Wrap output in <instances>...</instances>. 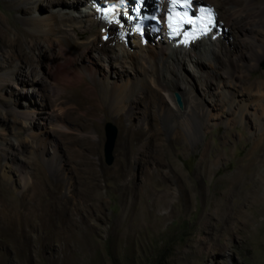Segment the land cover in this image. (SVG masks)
<instances>
[{
    "label": "rangeland",
    "instance_id": "374dc122",
    "mask_svg": "<svg viewBox=\"0 0 264 264\" xmlns=\"http://www.w3.org/2000/svg\"><path fill=\"white\" fill-rule=\"evenodd\" d=\"M221 2L227 10L230 2ZM38 5L24 16L12 0H0V18L27 35L23 18L52 9ZM97 5L83 0L54 10L89 20ZM116 28L79 31L71 54L57 36H33L32 49L23 36L25 57L0 49V264H264V57L255 63L256 49L238 33L229 84L216 74L217 59L204 76L184 64L201 116L192 136L181 130L175 141L158 113L144 112L164 95L152 76L148 98L131 104V118L99 113L114 97L111 84L134 82L139 69L103 57L108 43L116 54L139 52L134 39L119 46ZM258 34L261 40L264 26ZM140 87L129 90L134 99ZM108 124L116 129L110 164ZM129 124L147 126L146 137L156 133V142L131 144L123 137ZM166 143L168 150L157 152Z\"/></svg>",
    "mask_w": 264,
    "mask_h": 264
},
{
    "label": "bare ground",
    "instance_id": "6f19581e",
    "mask_svg": "<svg viewBox=\"0 0 264 264\" xmlns=\"http://www.w3.org/2000/svg\"><path fill=\"white\" fill-rule=\"evenodd\" d=\"M12 1L14 2L17 11L24 16L30 14V6L32 4L37 6L42 2L52 7V9H48L47 11L50 13L48 14L49 16L39 15L33 18L30 17L31 19L23 18V22L31 30L29 32L26 31L28 32L27 35L21 29H18L12 20H8L7 22L0 18V49L2 47H8L11 49L17 48L18 52L16 54L20 57H25V53L22 52L24 49V43L21 38H23V36L31 37L32 41L27 42L31 49L36 44L33 36L35 38L42 37L49 41H52L53 38L57 36V39L60 38L61 40L62 49L65 50L66 53L71 54L69 51H71L72 45H76V38L79 31L87 32L93 36L97 32L96 27L106 31L108 29L113 30L117 25L116 29L119 31L121 29L122 32L120 36L123 33L128 32V39L125 42L124 40L120 41L119 37V46L125 47L126 43L130 46V41L134 39L138 42L134 41V45H131L137 47L139 52L133 54L127 49L122 50V48L118 46L120 49L118 50V54H116L114 51L116 50V47L109 43L102 49V52L103 57L113 64H116V61H122L126 64L129 63L131 66H138L137 68L139 69L135 68L137 73H135L136 79L134 78L135 80L132 83H123L120 86L111 84V89L114 87L115 91L113 94L114 97L111 96L108 100L104 101V106L101 109L99 108V113L106 112L107 114L115 115L117 120L131 118V116L135 114L133 113L134 107H132L131 104L134 103L135 105H139L141 102L146 101L148 98L147 89L149 87L148 81L146 82V80H148V76H152L153 81L157 83L158 90L163 92L164 95L163 99L161 97L157 101V108H154L153 110L152 108L145 106L144 112L147 110L149 114L153 112L154 115L158 113L166 121L168 129L175 136V138H173L175 141L183 139L181 137V130H185L192 136L193 121L198 118L199 115L201 116L200 111H197L194 107L195 105L193 104L192 96L186 90V82L181 73L184 64H193L197 72L204 76L203 73H205L204 69L206 66L210 67L212 65L210 60L217 59L220 63L218 62L219 66L217 65L218 63L214 65L217 68L216 74L221 78L226 76L228 82H225V84H229L231 82L229 79L232 74L230 63L233 61L230 57L235 42H237L235 36L238 33L242 34V36L252 43L253 48L256 49L255 63L264 57V36H262L261 40L258 39V28L264 26V0H228L230 6L227 10L221 0H202L208 3L202 1L196 2L194 0L197 4L211 5L216 12L219 8V11L226 19V24L223 23L224 20L219 21L217 27L210 31L209 34L198 36L189 44L182 43L179 38L174 40H164L159 37V34L151 37L144 35L143 38H138L133 32L128 30V21L127 23H124V20H127L126 13L123 11V9L125 10V7L120 6L117 0H107L106 3L103 2L102 6L99 5V7L95 9V11H99L98 14H94L89 20H85L82 17L77 18L63 12L62 10H59V12L54 10L55 6H58L61 9L66 7L74 8L83 0ZM155 1L158 0H148L149 3ZM92 2H97L98 4L101 3L99 0H92ZM68 4H70V6H68ZM41 6L39 9L43 11L44 9L42 10ZM219 31L220 35H218ZM11 34H14L13 39L11 38ZM89 42L87 41L86 43L90 44ZM226 43H229V45H226ZM144 45L147 49L144 48ZM150 46L154 47L150 49ZM7 58L12 60L13 57L8 55ZM226 63H228V65ZM226 65L228 66L227 68ZM2 66L3 65H0V69ZM87 72L89 75H92L94 70L87 69ZM119 73L120 72H118V74ZM138 73L141 75V79L137 76ZM74 74L75 73H73V75ZM119 77L123 78V75H119ZM4 78L7 81L10 80V74L6 73ZM24 80L26 82L32 81L28 75L25 76ZM135 85H140L143 92L140 97L134 99L133 92H130L129 90L134 89L136 87ZM148 131L149 129L147 126L143 127V125L134 126L129 124L123 127V137H127L131 144L134 141H138L148 148L152 146L153 140L155 142L157 140L156 133L150 134L147 138ZM156 146H158V143ZM167 146V143L162 144L159 146L157 152H166L168 150Z\"/></svg>",
    "mask_w": 264,
    "mask_h": 264
},
{
    "label": "clouds",
    "instance_id": "9594fccd",
    "mask_svg": "<svg viewBox=\"0 0 264 264\" xmlns=\"http://www.w3.org/2000/svg\"><path fill=\"white\" fill-rule=\"evenodd\" d=\"M104 1V0H103ZM118 1V0H117ZM126 1H128V2H130V0H126ZM193 1V3L194 4H196V5H200V4H197L194 0H192ZM155 3H160V0H158V1H155V2H153V3H149L148 2V0H144L143 1V5H142V7H141V15L142 16H144V15H146V14H148L150 11H151V8L154 6V4ZM211 6V5H210ZM99 7V4L94 8V10L96 9V8H98ZM213 8V7H212ZM214 9V8H213ZM119 10V9H118ZM123 11H124V9H123ZM125 13H126V16H127V20H124L126 23H127V21H128V30H132L133 29V26H134V24H132V22L129 20V17H128V13H130V11L129 10H125L124 11ZM214 12H215V14H216V24H219V21L217 20V13H216V11H215V9H214ZM164 18V14H163V17H162V15H159L158 16V20L162 23V19ZM134 33V32H133ZM135 34V33H134ZM123 35V40H124V42L128 39V32H125V33H123L122 34ZM121 35V36H122ZM138 38H143V36L144 35H146L147 37H151V35H148L147 33H145V34H143V35H138V34H135ZM121 36H120V39H121ZM164 40H166L165 38H163Z\"/></svg>",
    "mask_w": 264,
    "mask_h": 264
},
{
    "label": "water",
    "instance_id": "95a60500",
    "mask_svg": "<svg viewBox=\"0 0 264 264\" xmlns=\"http://www.w3.org/2000/svg\"><path fill=\"white\" fill-rule=\"evenodd\" d=\"M262 67L264 68V63ZM105 134H106V142L104 145V155H105L107 164H110L112 161L111 152H112V148L114 145V139L116 135L115 127L110 124L106 125Z\"/></svg>",
    "mask_w": 264,
    "mask_h": 264
},
{
    "label": "snow or ice",
    "instance_id": "6c2138e0",
    "mask_svg": "<svg viewBox=\"0 0 264 264\" xmlns=\"http://www.w3.org/2000/svg\"><path fill=\"white\" fill-rule=\"evenodd\" d=\"M174 4H175V0H174ZM209 15H211V14L209 13ZM185 16H187V13H185ZM169 19L171 20V17ZM189 22H191V21H189Z\"/></svg>",
    "mask_w": 264,
    "mask_h": 264
}]
</instances>
